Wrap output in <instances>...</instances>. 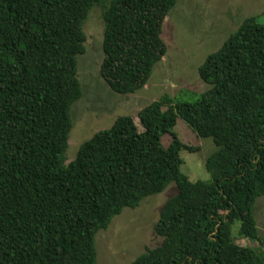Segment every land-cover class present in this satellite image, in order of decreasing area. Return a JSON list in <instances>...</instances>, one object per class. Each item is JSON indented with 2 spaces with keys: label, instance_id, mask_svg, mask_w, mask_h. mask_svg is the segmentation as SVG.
I'll use <instances>...</instances> for the list:
<instances>
[{
  "label": "trees",
  "instance_id": "trees-1",
  "mask_svg": "<svg viewBox=\"0 0 264 264\" xmlns=\"http://www.w3.org/2000/svg\"><path fill=\"white\" fill-rule=\"evenodd\" d=\"M179 2L0 0V264H97L99 232L171 184L177 193L155 225L161 245L132 264H264L255 216L264 197L262 16L206 58L198 72L210 88L196 100L164 96L138 121L119 117L67 162L92 9L104 11L100 74L134 95L168 53L164 24ZM179 121L214 141L211 182L182 172L181 153L201 149L178 137Z\"/></svg>",
  "mask_w": 264,
  "mask_h": 264
},
{
  "label": "rangeland",
  "instance_id": "rangeland-1",
  "mask_svg": "<svg viewBox=\"0 0 264 264\" xmlns=\"http://www.w3.org/2000/svg\"><path fill=\"white\" fill-rule=\"evenodd\" d=\"M103 12L101 7H94L84 25L86 53L79 58L84 94L72 109L68 163L76 159L85 142L109 129L119 117L132 116L138 121L142 109L164 96L176 102H193L209 90L200 79V66L222 48L245 19L259 15L264 23V0H180L164 24L168 53L156 66L147 86L134 95L114 92L100 74L104 59ZM174 131L184 143L201 149L199 153H181L182 172L193 181L211 182L206 163L217 151L214 141L199 138L183 121ZM169 142L170 137H164V143ZM176 193V185L171 184L162 194L145 199L137 209H125L115 217L110 227L96 237L97 264H132L147 248L160 246L155 225L163 206ZM255 216L264 239V197L258 199ZM240 226L241 222H237L233 230L236 236ZM245 245L258 246L256 242Z\"/></svg>",
  "mask_w": 264,
  "mask_h": 264
}]
</instances>
